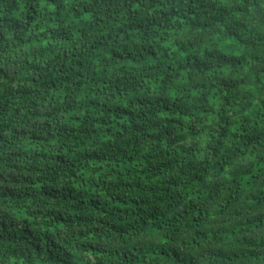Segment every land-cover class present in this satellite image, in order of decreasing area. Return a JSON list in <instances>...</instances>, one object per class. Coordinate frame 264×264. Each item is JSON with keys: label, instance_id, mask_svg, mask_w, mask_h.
<instances>
[{"label": "trees", "instance_id": "trees-1", "mask_svg": "<svg viewBox=\"0 0 264 264\" xmlns=\"http://www.w3.org/2000/svg\"><path fill=\"white\" fill-rule=\"evenodd\" d=\"M0 264H264V0H0Z\"/></svg>", "mask_w": 264, "mask_h": 264}]
</instances>
